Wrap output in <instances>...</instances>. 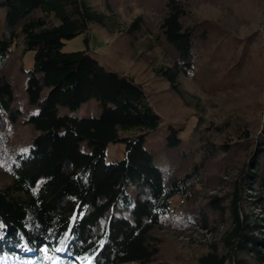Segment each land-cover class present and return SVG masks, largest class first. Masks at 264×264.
Here are the masks:
<instances>
[{"label": "trees", "instance_id": "obj_1", "mask_svg": "<svg viewBox=\"0 0 264 264\" xmlns=\"http://www.w3.org/2000/svg\"><path fill=\"white\" fill-rule=\"evenodd\" d=\"M2 8L7 9L10 34L0 37V62L23 20L26 49L35 53L26 90L30 104L40 109L27 119L38 134L27 151L10 159V181L0 186V221L6 225L0 230V264H53L39 249L49 242L52 249L61 246L72 227L71 217L81 213L67 251L50 253L60 258V264H166L156 261L158 239L151 233L162 215L171 212L173 197L187 195L193 185L203 182L202 172L197 165L166 184L154 153L145 146L162 118L143 86L130 75L106 68L87 50L63 49L65 40L86 33L91 22L110 32L121 31L117 15L86 0H0ZM36 9L44 16L32 15ZM126 32L134 49L160 50L169 59L150 62L185 100L189 95L184 77L198 74L216 86L226 79L233 84L249 80L244 76L248 57H237L246 46L228 38L214 20H190L183 0H165L160 32L145 29L142 16L133 19ZM260 74L264 81V71ZM13 97L11 83L0 75V111L16 120L20 111L13 108ZM93 99L100 114L78 116L80 106ZM59 105L71 113H61ZM257 112L259 132L248 128L257 119L229 123L235 138L211 151L210 155L230 156L239 149L238 156L245 154L248 162L239 167L227 193L229 203L212 197L214 209L222 217L228 213L231 222L196 264H264V109ZM179 130L171 126L169 147L182 144ZM121 131L137 132L123 136ZM83 142L89 151L82 149ZM110 142H122L125 149L123 157L107 162ZM253 192L254 198L245 199ZM191 213L185 219L188 226L203 212L198 208ZM203 226L209 227L206 216ZM25 243L36 251L18 246Z\"/></svg>", "mask_w": 264, "mask_h": 264}, {"label": "rangeland", "instance_id": "obj_2", "mask_svg": "<svg viewBox=\"0 0 264 264\" xmlns=\"http://www.w3.org/2000/svg\"><path fill=\"white\" fill-rule=\"evenodd\" d=\"M98 5L106 12L117 15L121 31L110 32L102 25L91 22L89 30L77 37L65 40V51L87 50L108 69L130 75L137 84L143 86L150 103L162 118L159 128L148 135L145 146L156 158V163L164 173L166 184L172 179L185 176L198 165L203 182L193 185L187 195H177L172 199L171 212L161 217V223L152 231L158 239L156 261L166 264H196L197 259L209 250L210 244L220 238V233L230 224V215L224 217L214 209L213 196L224 198L229 203L227 193L232 191V183L239 167L247 163L245 154L239 149L229 156L211 151L227 142L232 135L229 123L257 119L264 109V0H183L190 20L211 19L223 28L228 38H236L245 48L239 50L238 58L248 62L244 76L249 80L233 84L226 79L223 85H212L198 74L184 77V87L188 97L182 98L170 83L159 75L151 60L158 58L167 62L160 50L154 53L141 52L129 44L126 27L138 16L143 17V26L151 32H160L164 16L165 0H86ZM7 9H0V37L10 34L7 25ZM34 16H44L41 9L33 11ZM51 21H54L50 18ZM23 20L15 27L14 43L0 62V75L12 85L14 109L20 112L16 120L0 111V186L10 181V159L22 151H27L38 131L27 119L39 111V105L30 104L27 94L29 71L34 63V51L26 49L21 32ZM55 22V21H54ZM88 38V40H86ZM242 45V46H243ZM247 51V52H245ZM169 61V59H168ZM226 65L227 63L224 62ZM225 65L223 68H225ZM251 75L255 80H252ZM257 77V78H256ZM47 91H44L45 96ZM61 113H71L69 107L59 105ZM101 112L96 99L82 104L76 111L80 117L97 116ZM259 120L248 123L250 131L259 132ZM171 126L179 127L182 144L178 147L167 145V135ZM137 131H121L123 136L134 135ZM231 141V140H230ZM82 149L89 151L86 142ZM122 142L107 145V162L118 160L124 155ZM221 149V147H220ZM244 162V163H243ZM200 176V177H201ZM248 194L245 199L254 198ZM244 205H247L244 202ZM202 209L196 223L188 226L185 219L191 211ZM246 211L250 210L245 206ZM260 213L259 210H256ZM190 212V213H189ZM208 218L209 227L203 226V218ZM224 220V221H223Z\"/></svg>", "mask_w": 264, "mask_h": 264}, {"label": "snow or ice", "instance_id": "obj_3", "mask_svg": "<svg viewBox=\"0 0 264 264\" xmlns=\"http://www.w3.org/2000/svg\"><path fill=\"white\" fill-rule=\"evenodd\" d=\"M82 218H83V214L82 213L79 216L73 215L71 217L72 227L67 228V230H66V232L64 234L66 239L60 241V245L61 246H57L54 249H52V248L49 247V244L51 243V242H49V243L44 244L39 249V251L44 255L45 259H47L49 261H52L53 264H60V258L59 257L53 258V256L50 255V253L53 250L55 252H57V253H62V252L67 251L68 243L70 242V239H74L75 238L74 234H73V228L75 227L78 219H82ZM5 228H6V225L3 223V221H0V230H3ZM20 238L24 239L23 236H21ZM0 239H3L2 235H0ZM18 246L21 247L22 250H25V251H36V249L31 248L27 243L22 244V245H18ZM77 259H80V257H77ZM89 264H91V261L89 262Z\"/></svg>", "mask_w": 264, "mask_h": 264}]
</instances>
